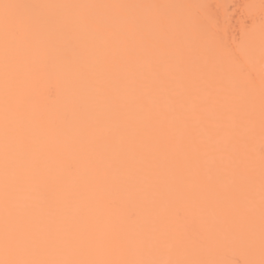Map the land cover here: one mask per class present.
I'll use <instances>...</instances> for the list:
<instances>
[{"label":"bare ground","instance_id":"obj_1","mask_svg":"<svg viewBox=\"0 0 264 264\" xmlns=\"http://www.w3.org/2000/svg\"><path fill=\"white\" fill-rule=\"evenodd\" d=\"M0 264H264V0H0Z\"/></svg>","mask_w":264,"mask_h":264}]
</instances>
